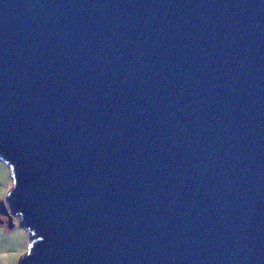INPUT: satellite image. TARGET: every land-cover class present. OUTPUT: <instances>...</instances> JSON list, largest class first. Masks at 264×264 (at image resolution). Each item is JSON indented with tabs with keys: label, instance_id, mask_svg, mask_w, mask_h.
<instances>
[{
	"label": "water",
	"instance_id": "water-1",
	"mask_svg": "<svg viewBox=\"0 0 264 264\" xmlns=\"http://www.w3.org/2000/svg\"><path fill=\"white\" fill-rule=\"evenodd\" d=\"M0 159L17 264H264V0H0Z\"/></svg>",
	"mask_w": 264,
	"mask_h": 264
},
{
	"label": "rangeland",
	"instance_id": "rangeland-1",
	"mask_svg": "<svg viewBox=\"0 0 264 264\" xmlns=\"http://www.w3.org/2000/svg\"><path fill=\"white\" fill-rule=\"evenodd\" d=\"M13 187V177L9 166L0 159V204L6 205V196ZM19 220V216L14 215ZM14 218L12 224H14ZM18 222V221H17ZM9 224V217L0 214V264H17L20 256L28 250V233H26L27 250L22 253L24 249V238L21 232L12 230L5 231L4 228ZM19 225V224H18ZM23 228V227H21ZM2 246V247H1ZM22 253V254H20ZM23 254V255H24Z\"/></svg>",
	"mask_w": 264,
	"mask_h": 264
},
{
	"label": "crops",
	"instance_id": "crops-1",
	"mask_svg": "<svg viewBox=\"0 0 264 264\" xmlns=\"http://www.w3.org/2000/svg\"><path fill=\"white\" fill-rule=\"evenodd\" d=\"M15 220H14V224H13V227H12V230H14L15 232L17 231V230H19L20 232H21V235H22V237L24 238V249H23V251H22V253L23 252H25L26 250H27V247H25V244H26V246H27V239H26V233H25V228H21L22 226H20V225H18L19 224V220H18V218H16L15 216L13 217ZM18 221V222H17ZM11 228L7 225V226H5V228H4V230L5 231H7V230H10ZM2 247V246H1ZM22 253H20V254H22ZM26 253V252H25ZM24 254V253H23ZM22 254V255H23ZM18 263V262H17Z\"/></svg>",
	"mask_w": 264,
	"mask_h": 264
},
{
	"label": "flooded vegetation",
	"instance_id": "flooded-vegetation-1",
	"mask_svg": "<svg viewBox=\"0 0 264 264\" xmlns=\"http://www.w3.org/2000/svg\"><path fill=\"white\" fill-rule=\"evenodd\" d=\"M5 210H6L5 207L0 204V214L5 215Z\"/></svg>",
	"mask_w": 264,
	"mask_h": 264
},
{
	"label": "trees",
	"instance_id": "trees-1",
	"mask_svg": "<svg viewBox=\"0 0 264 264\" xmlns=\"http://www.w3.org/2000/svg\"><path fill=\"white\" fill-rule=\"evenodd\" d=\"M31 237H32V235H31Z\"/></svg>",
	"mask_w": 264,
	"mask_h": 264
}]
</instances>
